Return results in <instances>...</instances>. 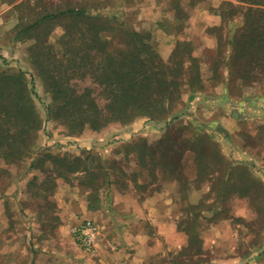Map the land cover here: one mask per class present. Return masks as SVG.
<instances>
[{
    "label": "crops",
    "instance_id": "0c3cea01",
    "mask_svg": "<svg viewBox=\"0 0 264 264\" xmlns=\"http://www.w3.org/2000/svg\"><path fill=\"white\" fill-rule=\"evenodd\" d=\"M220 1L118 0L115 10H118L117 13L126 28L149 36L150 46L162 62H168L177 49L187 44L192 45L193 52L185 56L186 64H190L191 59L197 58L201 67L206 63L212 64L218 57L221 37L218 38L213 32L215 30L222 32L225 27L222 15L218 13V16L216 11L221 4ZM18 3L19 0H0V26L6 24L2 18V11L16 8ZM241 15L238 13L233 16L231 25L227 28L226 42L231 33L234 34L242 29V25H238L241 19L244 20ZM6 29H3V35ZM228 51L231 54L230 49ZM12 68L10 67V72H14ZM200 71L204 79L207 73L212 75L209 66L200 68ZM222 75L223 79L220 82L209 84L211 92L197 93L185 102L197 108V115L194 116L200 117L203 124L217 126L220 128V134L228 135L234 140L235 153L243 152L244 148L235 142V135L248 132L256 137L264 128V89L259 93L262 94L259 97L261 99L258 97L246 99V96H243L237 100L239 110L242 111L230 114L222 103L225 101L229 76L227 68H222ZM255 89L257 88L251 91L254 92ZM254 94L258 95L255 92ZM234 100L229 101L234 102ZM243 107H246V110L249 108L252 112L245 114ZM66 150L68 149L62 148L63 152H67ZM96 152L104 154L106 158L98 168L100 173L103 172L102 176L85 161L91 159V156H96ZM126 152L125 148L118 146H110L103 150L91 148L80 151L78 158L86 162L84 165L86 169L82 168L62 177L56 176L59 178L55 181V187H52L53 203L46 213L34 211L29 206L24 211L19 212L15 208L13 210L14 199H10L14 220L12 219L6 226L10 228L12 240L17 238V235H13L15 233L28 235L26 251L29 260L26 264H52L56 259L59 260L58 264H165L163 258L168 253H179L189 248L192 231L186 229L184 224L191 217L193 218L191 220H194L195 215L189 213L187 208L191 205L198 206L205 194L200 190L204 184L197 176L194 154L192 151H187L185 155V157L187 153L193 155L196 173L195 177H189L188 174L184 182L188 192L182 194L185 188H181L180 180L187 174L186 165L182 163L180 174L170 173L164 177L166 181L157 182L159 176L163 174L161 167H156L155 170L143 168L141 172L138 169V173L132 175L128 163L124 160L118 162L112 160L114 154L124 153L126 156ZM47 153L52 157L55 156L52 151ZM226 155L229 156V153ZM235 159L236 157L232 158L234 161ZM232 164L234 165V162ZM235 164L237 165L238 162ZM43 168L48 172L54 171V165L48 161L43 162ZM91 169L95 172L92 174V183L99 181L100 177L104 180L95 190L88 174ZM33 170L37 168L34 166ZM120 170L124 173V177L118 175ZM141 174L146 180L143 184L147 187L138 189L137 185L142 184L139 177ZM35 175L39 174L35 173L33 176ZM50 176L46 175L35 180L50 181ZM197 196L199 197L195 202ZM7 200L9 199L0 201V234L7 229L3 227L2 211V205L6 204ZM236 215L239 216L238 213ZM199 218L203 223L198 228L202 244V254L199 256L205 257L212 251L216 258L208 264H238L237 257L230 254L237 244L234 238L236 230L232 228L231 220L226 218L210 224L203 215H199ZM86 220L95 221L102 228L94 257L88 256L77 247L72 235L74 229ZM57 234H65L66 241L61 243L59 238L55 239ZM36 248H39L37 250H41V253L34 260ZM18 250L11 246L10 261L6 264H22L18 259ZM3 254L4 251L0 249V257ZM0 264H2L1 259ZM201 264H205V261Z\"/></svg>",
    "mask_w": 264,
    "mask_h": 264
},
{
    "label": "rangeland",
    "instance_id": "374dc122",
    "mask_svg": "<svg viewBox=\"0 0 264 264\" xmlns=\"http://www.w3.org/2000/svg\"><path fill=\"white\" fill-rule=\"evenodd\" d=\"M220 2L221 4L216 11L217 14L220 13L223 15L225 21L223 26L225 27H223L222 32L215 30L213 34L218 38L221 37L222 42L220 41V50L222 58H219L220 60L223 59L224 69L226 68L225 64L229 56L228 46L225 45L228 34L227 28L231 25L230 22L233 20L234 15H232V12L234 9L241 10L244 5L239 3L238 0H221ZM229 3H232L234 6ZM116 4V0H19L16 8L8 11L4 9L2 11V18H4L6 24L0 26V71H4L5 69L9 70L10 67H13V71L21 69L27 73V80L31 83V87L33 86L34 88V99L38 114L42 120V129L34 136L33 141L35 143H33L32 152L28 158L19 162H7L4 159H0V201L9 199L6 201V204L3 203L2 205V211L4 213L3 227H7L6 231L0 234V249L4 251V254L0 257L2 264H6L10 261L11 246L19 249L18 259L22 264H26L29 260L26 251V239L28 235L15 233L13 235H17V238L12 240L10 228L6 226V224L13 219L10 199H14L13 210L15 208L19 212L24 211L29 206L34 211L46 213V210L50 209L53 203L51 200L52 187H55V181L59 178L56 176L63 172H61L62 170L55 164L56 159L52 160L47 158V151H52L55 158L63 156L73 161L74 158L78 157L80 151L91 148L103 150L110 146L123 147L127 151L126 156L124 153L112 154L114 157L112 160L115 162L124 160V162L129 164V171H132V175H134L133 173H138V169H140V172L142 171L141 169H143L138 160L139 156H143L142 153L139 154L134 151L135 148H131L138 144L140 139H145L147 145H157L161 152H172L170 156H174L175 159H177V154L174 155L175 153H173L174 149L172 148V142L168 144V140L171 139L174 145L177 144L181 146L183 150H190V148L194 147V136L197 134L205 135L204 138L207 136L212 137V144L217 146V150H221L224 161L217 165V161L214 159L213 163V161L210 160V157L214 156L213 154H211L209 158L204 159L206 164L205 166L203 165L201 176L200 174L197 176L201 178L199 179L204 184L200 190L204 191L205 194L198 206H188V212L194 214L195 219L191 220L193 219L191 217L185 221L184 225L186 229L192 232H198L199 226L203 225V223L200 222L199 215H203L204 219L206 217L205 220L210 222V224L221 219L229 218L228 220L232 222V228L236 230V232L234 231V238L237 241L235 248L232 249V253L230 254L237 257L238 264H264V128H262L256 137L250 135L248 132L237 133L235 135V142L243 147L244 151L235 153L233 151L234 140H232L230 136L218 133L217 126L212 127L203 124L200 117L194 116L197 115V108L185 101H189V99L194 97L197 93L192 92L187 84H185V86L183 84L181 89V101L179 105H176L177 107L173 111V114L166 119L151 121L145 120V118H138L134 123L129 125H125L124 123H112L105 128H101L99 131H96L89 125H83V123H79L78 126H72L71 128L59 121H48L47 108L53 107L54 109V106L53 101H51L52 94L47 87H45L44 81L39 76L38 70L32 62L34 51H36L34 36L39 33L43 40L46 41V44L50 45L49 47L52 48V51L60 56L64 53V47L60 44L61 37L66 30L65 26L71 25L72 23L69 18H61L52 23L49 27H44L39 31H23L44 13L55 14L73 9H98V11L103 13L110 12L116 14V12H118V10H115ZM235 5L238 6L235 7ZM118 15L116 17L119 19V22L122 23V18ZM243 24L244 20L241 19L238 25H242L241 27H243ZM3 29H6L4 35ZM112 35L111 41L113 47L117 49L123 47V35L119 32H114ZM207 66L211 67L212 64L207 65L206 63L201 65L200 68L204 69L207 68ZM210 75L211 74L207 73L206 78H203L206 86L203 92L212 91L209 85L212 83V81L209 80ZM76 78L77 79L72 80L71 83L75 85L77 95H83L84 91L87 89L92 91L90 99L94 100V103L103 109L105 99L101 95V88L95 85L90 79L81 80L79 77ZM48 84L51 86L50 81H48ZM254 88H257L254 92L258 93L259 96L251 91L254 90ZM263 89L264 78H261L252 85H246L240 80L234 79L229 85L227 84L226 94L224 96L225 101L222 103L226 106L225 109L230 112V114L241 113L242 110H239L240 107L238 106L239 102H237V100L243 98V96H246V99L250 97H258V99H261L259 97H261L262 94L259 93H261ZM231 99H235L236 101H229ZM244 111L245 114L252 112L249 108L246 110V107H243V112ZM82 118L86 120L88 117ZM79 140H81V142ZM197 146H201L205 151L208 150V152L211 153L207 144L201 142ZM64 147L68 149L66 150L67 152L62 151ZM226 153H229V156H227ZM104 156V154L101 155L96 152V156H91V159L88 160L91 168L93 166L98 175L101 174V176L103 172L100 173L98 167L102 166L101 163L103 164V162L106 161ZM233 157H236L235 161L232 160ZM185 158L186 159H184L182 163L184 166L186 165L187 174H185V178L180 180L182 189L185 188L186 183L184 182L188 174L189 177H195L196 173L193 164V155L187 153ZM44 161H48L51 164L54 162L55 170L46 171V169L43 168ZM76 161L74 166L80 163V160ZM231 162H234L235 168L229 172L231 177L227 179L225 178V174ZM235 162H238V164L236 165ZM32 163L34 164L33 166ZM164 164L165 171L159 176L160 178L157 182L166 181L164 177L168 174L165 173L170 172L169 168L166 169V167L170 166L165 162ZM34 166L37 170H33ZM213 169H218V172H213ZM121 171L122 170H120L118 175L124 177V173ZM35 173L39 175L33 176ZM49 173H51L52 176H50L51 174ZM46 175L51 177L50 181L45 180L39 182L35 180ZM139 177L142 184L137 185L138 189L146 188L147 186L143 184V181H146L142 178L143 174ZM100 179L92 183L93 179L91 177L90 183L94 186V190L97 186H100L102 183L101 181H104L102 177H100ZM210 179L212 180L210 181ZM247 187H250L251 192H247ZM185 189L184 191L182 190V194H187L188 190L187 188ZM221 190H223L222 194H220ZM31 191L34 192L31 193ZM221 196H223V200L220 199ZM198 197L199 196L195 198V202H197L196 200ZM236 213H238L239 216L236 215ZM58 238L61 243H64L67 239L65 234H57L55 239ZM39 243L44 244L41 242ZM53 243L54 240L52 239V244ZM37 249L39 248L34 250V260H36L41 253V250ZM199 249V241L196 240L193 242L191 248L185 249L179 253L170 252L163 259L165 264H201L204 261L205 264H208L215 260L216 256L212 251L206 254L205 257L197 255L200 253ZM58 261L59 260L56 259L55 263L52 264H58Z\"/></svg>",
    "mask_w": 264,
    "mask_h": 264
},
{
    "label": "trees",
    "instance_id": "16d2710c",
    "mask_svg": "<svg viewBox=\"0 0 264 264\" xmlns=\"http://www.w3.org/2000/svg\"><path fill=\"white\" fill-rule=\"evenodd\" d=\"M238 2L244 5L243 9L235 8L232 15L243 13L244 26L236 33H231L225 43L231 51L225 64L229 72L227 84L238 79L246 85H252L264 78V0ZM117 15V12L103 13L98 9L44 13L23 31H39L61 18H69L72 23L65 26L60 44L64 47V53L60 56L52 51L39 33L34 36L36 51L32 62L45 87L52 94L51 101L54 106V109L47 108L48 121H59L71 128L83 123L99 131L112 123L129 125L138 118L151 121L166 119L173 114L181 101L183 84H187L192 92L200 93L205 90L198 59H191L190 64H186L185 56L192 54V45H182L168 62H162L152 50L149 36L126 28L123 22H119ZM114 32L123 35V47L120 49L113 47L111 39ZM219 57L222 58L220 48L218 57L211 66L210 81L215 83L223 79L224 63ZM76 77L81 80L90 79L101 88V95L105 99L103 109L90 99L92 91L87 89L83 95H77L75 85L71 83ZM34 94V88L28 82L25 71H0V159L19 162L30 156L35 143L34 136L42 129ZM82 117L88 118L84 120ZM217 130L219 133L220 128ZM204 136L195 135L194 147L190 150H183L169 139L168 144L172 142L173 153L177 154V159L170 156V151L164 153L157 145H147L145 139H140L132 148H135V152L142 153L143 156L138 158L142 168L155 170L156 167H161L165 171V162L170 166L166 167L170 172L165 174L172 175L175 172L180 174L186 152L192 151L197 172L201 176L203 165L206 164L204 159L211 154L214 155L210 157L213 163L214 159L217 165L224 161L221 150H217V146L212 144V137ZM201 142L207 144L211 153L197 146ZM46 156L48 159H56L55 164L63 172L58 175L61 177L82 168L86 169L84 165L89 160L85 162L77 157L71 161L63 156L57 157L58 159L50 154ZM76 160H80V163L74 166ZM234 168L229 163L225 178L231 177L229 172ZM216 171L218 169H213V172ZM93 173L95 174L92 169L88 171L90 177H93ZM249 191L251 192L250 187H247V192ZM220 199L223 200V196ZM196 240L200 245V253L197 255H201L202 244L198 232L191 233L189 248Z\"/></svg>",
    "mask_w": 264,
    "mask_h": 264
},
{
    "label": "built area",
    "instance_id": "2783aa9c",
    "mask_svg": "<svg viewBox=\"0 0 264 264\" xmlns=\"http://www.w3.org/2000/svg\"><path fill=\"white\" fill-rule=\"evenodd\" d=\"M102 228L92 220H86L76 227L72 233L74 242L85 254L94 257L97 253V242Z\"/></svg>",
    "mask_w": 264,
    "mask_h": 264
}]
</instances>
